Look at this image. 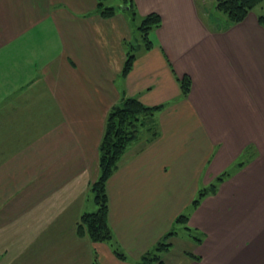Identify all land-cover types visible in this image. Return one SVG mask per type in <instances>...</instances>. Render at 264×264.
<instances>
[{"label": "crops", "instance_id": "obj_1", "mask_svg": "<svg viewBox=\"0 0 264 264\" xmlns=\"http://www.w3.org/2000/svg\"><path fill=\"white\" fill-rule=\"evenodd\" d=\"M217 1L132 0L133 21L102 18L99 0H0V264H137L186 210L200 259L176 263L264 264V1L235 24ZM150 13L152 47L123 75L131 20ZM128 97L161 108L157 139L142 131L107 183L123 259L78 224Z\"/></svg>", "mask_w": 264, "mask_h": 264}, {"label": "trees", "instance_id": "obj_2", "mask_svg": "<svg viewBox=\"0 0 264 264\" xmlns=\"http://www.w3.org/2000/svg\"><path fill=\"white\" fill-rule=\"evenodd\" d=\"M124 7L128 9L132 20L134 18V5L132 0H123ZM264 0H218L216 8L225 14L231 23H239L247 18L249 13ZM107 0H99L97 12L102 18H112L115 8L107 5ZM259 24L264 28V13L258 17ZM161 23V17L157 13H150L143 18L138 25L141 31V37L144 43V50L152 47V41L149 37L151 30L158 27ZM135 49L131 48L127 53L123 67L125 75L132 67L133 60L136 56ZM180 86L184 96H188L191 87V79L184 76L180 79ZM163 107V106H162ZM161 107H149L144 105L136 98H123L118 105L113 106L106 118L103 137L100 143V160H99V177L92 182L90 193L97 206L95 212L84 213L78 224V234L87 235L92 242L110 243L115 253L120 258H125L114 241V235L109 224V198L107 193V183L112 174L119 167V163L130 144L137 141L140 133L146 128V132L151 134L146 143H151L157 139L159 132L158 126L154 122V116ZM213 191V190H209ZM206 193V192H205ZM204 192L200 194V197ZM199 204V199L194 201V207ZM189 221L188 215L180 214L175 225L186 224ZM186 230L190 232L191 227L187 226ZM174 228L169 231L151 250L145 253L137 264H164L161 253L168 252L172 243L169 239L176 235ZM191 257L200 259L196 255ZM93 264H100L95 259Z\"/></svg>", "mask_w": 264, "mask_h": 264}, {"label": "rangeland", "instance_id": "obj_3", "mask_svg": "<svg viewBox=\"0 0 264 264\" xmlns=\"http://www.w3.org/2000/svg\"><path fill=\"white\" fill-rule=\"evenodd\" d=\"M122 0H108L107 1V5L108 6H114L116 9L114 10L115 12H114V14H118V11L120 10V9H124V1L123 2H121ZM126 14V13H125ZM115 16V15H114ZM129 16V15H128ZM112 19H113V17H112ZM129 19H131V15L129 16ZM117 25L119 26V27H122L123 26V22H121V19H119L118 20V23H117ZM139 23H135V22H133L132 20H131V26H129V33H127V39H126V42H128L127 43V45H125L126 46V49H128V50H130L131 48H133V49H135V51H134V53L136 54L137 53V51H139L140 49H142V47H144V43H143V40H142V37H141V31L139 30ZM150 37H151V35H150ZM113 44V43H112ZM115 44V43H114ZM116 45V44H115ZM116 48L118 49V46L116 45ZM156 116V115H155ZM159 122L158 121V118H157V116L155 117V120H154V122ZM156 122H155V124H156ZM156 126H157V124H156ZM142 131H145L146 132V128L145 129H143ZM147 133V132H146ZM141 134L142 133H140V136H139V138H138V140H140V138H141ZM146 139H145V142L148 140V138H151V134H150V136H149V133H147L146 134ZM136 142V141H135ZM135 142H133V143H135ZM133 143L132 144H130L129 145V147L127 148V150H126V152H125V154L127 153V151L132 147V145H133ZM145 145V144H144ZM124 154V155H125ZM123 155V156H124ZM123 158V157H122ZM122 160V159H121ZM121 162V161H120ZM181 162L182 163H185V162H188V159H184V162L181 160ZM203 182H204V180L203 179H201L200 180V185L201 186H203ZM173 187H174V189L175 190H180V186H178V184H177V182H175L174 181V184H173ZM202 192H204V195L203 196H201L200 197V194L202 193ZM206 192V193H205ZM214 192H216V190H214ZM207 194H208V192L207 191H205V190H202L200 193H199V204L196 206V207H198L199 205H200V203H202L203 202V199H204V197H206L207 196ZM96 210V209H95ZM183 214H185V215H188V212H187V210L183 213ZM190 215H188V217H189ZM187 226H189L190 227V219H189V221H187V223L185 224H180V225H175L174 226V231H176L177 232V234L176 235H174V236H172L170 239H169V242H171L172 243V246L170 247V249L168 250V252H163V253H161V258H162V260L164 261V264H178V263H176L177 261H180V253L181 252H185L187 255H189L190 257H191V255H193V253H190L189 251L191 250V244H190V241H189V237L193 234V235H201L200 233H198L197 232V234L194 232V231H190V232H188L187 230H186V227ZM171 253H172V255H174L173 257H171L170 255H171ZM191 258H193V257H191ZM194 259H196V258H194Z\"/></svg>", "mask_w": 264, "mask_h": 264}]
</instances>
